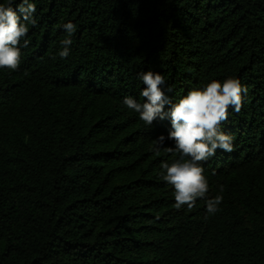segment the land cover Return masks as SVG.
<instances>
[{"label":"trees","instance_id":"trees-1","mask_svg":"<svg viewBox=\"0 0 264 264\" xmlns=\"http://www.w3.org/2000/svg\"><path fill=\"white\" fill-rule=\"evenodd\" d=\"M15 72L0 71V264H264V0H39ZM77 25L67 60H52ZM161 73L176 99L234 76L248 89L205 164L223 202L173 207L148 129L121 99Z\"/></svg>","mask_w":264,"mask_h":264},{"label":"clouds","instance_id":"clouds-1","mask_svg":"<svg viewBox=\"0 0 264 264\" xmlns=\"http://www.w3.org/2000/svg\"><path fill=\"white\" fill-rule=\"evenodd\" d=\"M39 0H0V71L15 72L21 65L22 49L29 47L30 29L38 26ZM64 35L59 49L50 58L67 60L72 53L77 25L71 20L62 23ZM142 87L137 99L126 95L121 106L135 113L143 125L152 129L155 122H167L166 133L156 135L151 149L161 150L172 159L159 162L158 178L171 190L173 207L191 211L198 201L204 202L205 219L220 211L224 186L217 185V194L210 196V181L205 164L221 153L236 150V136L224 131L231 113H240L248 89L239 78H213L201 86L190 88L173 99L165 77L152 69L137 74Z\"/></svg>","mask_w":264,"mask_h":264}]
</instances>
